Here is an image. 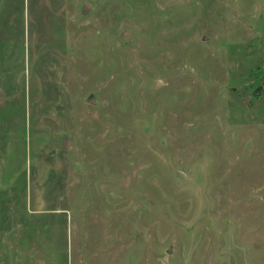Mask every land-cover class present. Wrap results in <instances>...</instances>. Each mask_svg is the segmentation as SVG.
<instances>
[{"label":"rangeland","instance_id":"obj_1","mask_svg":"<svg viewBox=\"0 0 264 264\" xmlns=\"http://www.w3.org/2000/svg\"><path fill=\"white\" fill-rule=\"evenodd\" d=\"M0 264H264V0H0Z\"/></svg>","mask_w":264,"mask_h":264},{"label":"water","instance_id":"obj_2","mask_svg":"<svg viewBox=\"0 0 264 264\" xmlns=\"http://www.w3.org/2000/svg\"><path fill=\"white\" fill-rule=\"evenodd\" d=\"M88 6L89 5H86V8H88ZM127 39H129V34L127 32H124L122 34V40H127ZM157 86H158V83H156L154 87H157ZM244 101L246 102V99ZM86 102L89 103V104H93L94 103V95L93 94L89 95L87 97V99H86ZM48 112L49 113H53V109H50ZM169 253H171V248L167 249L166 254L162 258V262H164V263H167L168 262L167 261V258H168V254Z\"/></svg>","mask_w":264,"mask_h":264}]
</instances>
